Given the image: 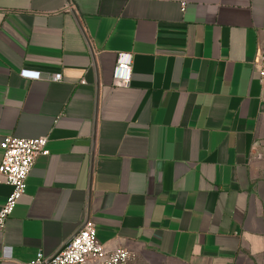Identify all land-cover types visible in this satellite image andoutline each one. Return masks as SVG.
Listing matches in <instances>:
<instances>
[{
    "label": "crops",
    "instance_id": "1",
    "mask_svg": "<svg viewBox=\"0 0 264 264\" xmlns=\"http://www.w3.org/2000/svg\"><path fill=\"white\" fill-rule=\"evenodd\" d=\"M262 44L264 0H0V142L49 150L0 229V264L53 254L87 219L108 250L264 264Z\"/></svg>",
    "mask_w": 264,
    "mask_h": 264
},
{
    "label": "built area",
    "instance_id": "2",
    "mask_svg": "<svg viewBox=\"0 0 264 264\" xmlns=\"http://www.w3.org/2000/svg\"><path fill=\"white\" fill-rule=\"evenodd\" d=\"M185 2H181L183 10ZM132 56L130 52L117 55L113 69L114 81L126 85L129 82ZM258 73L264 78V44H262L257 61ZM20 76L37 79L41 74L37 70L22 69ZM60 79V74L51 76ZM46 137L20 138L5 136L0 142V182L10 187L4 202L0 206V229L12 213L14 206L26 190V180L36 155H47ZM132 252L118 247L106 249L96 241V231L92 221L85 220L76 232L51 255L36 252L32 261L27 264H127Z\"/></svg>",
    "mask_w": 264,
    "mask_h": 264
},
{
    "label": "rangeland",
    "instance_id": "3",
    "mask_svg": "<svg viewBox=\"0 0 264 264\" xmlns=\"http://www.w3.org/2000/svg\"><path fill=\"white\" fill-rule=\"evenodd\" d=\"M128 264H166L161 260L154 258L150 253H133Z\"/></svg>",
    "mask_w": 264,
    "mask_h": 264
}]
</instances>
